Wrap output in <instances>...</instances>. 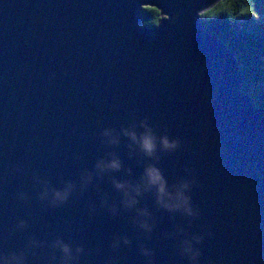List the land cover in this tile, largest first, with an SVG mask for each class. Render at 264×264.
<instances>
[{"label": "water", "instance_id": "95a60500", "mask_svg": "<svg viewBox=\"0 0 264 264\" xmlns=\"http://www.w3.org/2000/svg\"><path fill=\"white\" fill-rule=\"evenodd\" d=\"M218 1L0 0V254L63 264L59 240L75 264H264V107L201 24Z\"/></svg>", "mask_w": 264, "mask_h": 264}, {"label": "trees", "instance_id": "16d2710c", "mask_svg": "<svg viewBox=\"0 0 264 264\" xmlns=\"http://www.w3.org/2000/svg\"><path fill=\"white\" fill-rule=\"evenodd\" d=\"M264 0H220L199 14L203 28L216 35L235 54L244 74L242 89L264 107V29L254 21ZM142 25L155 26L159 11L141 8Z\"/></svg>", "mask_w": 264, "mask_h": 264}, {"label": "clouds", "instance_id": "9594fccd", "mask_svg": "<svg viewBox=\"0 0 264 264\" xmlns=\"http://www.w3.org/2000/svg\"><path fill=\"white\" fill-rule=\"evenodd\" d=\"M104 135L107 136L108 132L105 131ZM162 143L165 147H173L174 146L172 144H169L166 138L162 139ZM141 147L145 151H149L152 147L151 138L150 137H144L141 140ZM106 166L109 168H117V167H119V164L117 161L111 160L107 163ZM148 178H149V183H152V184L155 183V181L153 180V178L151 177L150 174H149ZM156 179H159V177H157ZM71 187L72 186L69 184V185H66L63 190L52 191V193H51L52 201L56 202V203L63 202L67 198L69 192L71 191ZM116 187L120 188L121 185H116ZM185 190H186V185L181 184L180 189L177 191L176 196H175V207L176 208H182L188 214H191V210L187 205V198L184 195ZM42 195L45 198L48 197L47 192L42 193ZM142 226L145 228V230H147L148 226L146 224L142 225ZM193 239H195V238H193ZM53 247L58 248L59 251L64 256L65 259L63 261V264H75L74 253H78L80 251V249L77 248V249L73 250L67 244H65L59 240H57L53 243ZM180 250H181L183 255H185L189 258V260H195V257L197 255V251L193 247L192 241H184L181 245ZM143 254L149 255V252L147 250H144ZM0 264H25L24 253L19 252V251H11V252H8L7 254H0Z\"/></svg>", "mask_w": 264, "mask_h": 264}, {"label": "rangeland", "instance_id": "374dc122", "mask_svg": "<svg viewBox=\"0 0 264 264\" xmlns=\"http://www.w3.org/2000/svg\"><path fill=\"white\" fill-rule=\"evenodd\" d=\"M259 9H261V13H258L257 15H254L255 18L254 21L257 22L259 24V26L264 29V8L260 7Z\"/></svg>", "mask_w": 264, "mask_h": 264}]
</instances>
